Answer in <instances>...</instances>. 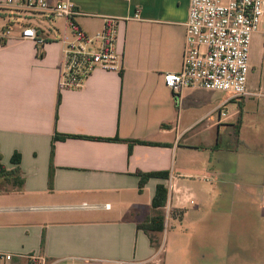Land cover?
<instances>
[{
    "label": "crops",
    "instance_id": "1",
    "mask_svg": "<svg viewBox=\"0 0 264 264\" xmlns=\"http://www.w3.org/2000/svg\"><path fill=\"white\" fill-rule=\"evenodd\" d=\"M6 1L0 153L8 171L20 169L0 185V251L14 255L8 264L42 263L32 257L46 264H171L165 230L139 228L156 214L161 184L169 189V212L159 211L188 220L187 264H264V84L248 83L246 96L202 87L174 96L163 74L182 68L189 0H48L72 3L75 22L90 35L106 18L118 22L120 70L97 68L73 89L59 86L67 20L57 34L41 25L57 16L31 15L21 0ZM28 26L43 42L20 38ZM8 29L12 35L3 36ZM252 44L264 66V17ZM56 133L72 137L54 144L50 189ZM116 137L153 144L130 152L126 142L93 139ZM16 153L20 164L12 162ZM139 172L169 176L151 178L140 192ZM212 236L238 237L235 255L213 251ZM239 237H249L248 245Z\"/></svg>",
    "mask_w": 264,
    "mask_h": 264
},
{
    "label": "built area",
    "instance_id": "2",
    "mask_svg": "<svg viewBox=\"0 0 264 264\" xmlns=\"http://www.w3.org/2000/svg\"><path fill=\"white\" fill-rule=\"evenodd\" d=\"M13 2L7 0L6 4ZM21 4L28 11L63 17L68 22L70 33L60 40L63 48L61 89L82 87L97 68L120 70L122 56L116 51L117 19L106 18L103 30L90 35L75 22L79 11L68 1L51 5L48 0H21ZM263 17L264 0H189L182 68L163 74L165 85L179 100L182 92L191 87L249 95L251 44ZM11 35L9 29L3 33L5 37ZM20 38L38 40L37 30L25 27ZM220 116H226V112L220 111ZM13 258L14 255L0 251V264H8ZM32 258L46 264L42 258Z\"/></svg>",
    "mask_w": 264,
    "mask_h": 264
},
{
    "label": "rangeland",
    "instance_id": "3",
    "mask_svg": "<svg viewBox=\"0 0 264 264\" xmlns=\"http://www.w3.org/2000/svg\"><path fill=\"white\" fill-rule=\"evenodd\" d=\"M31 14V11H27ZM8 13V10L0 9V32L5 30V27L10 25L8 24L10 21L9 17H4ZM36 14V13H34ZM32 15V14H31ZM24 16V15H23ZM27 16V14L25 15ZM22 23H26L23 21ZM41 25L46 29L54 30L57 34L60 33L61 35L64 34L65 31V19L62 17H56L53 21H46L45 23H41ZM263 60V53L257 45L252 44L251 51H250V71L248 74V83L253 84H264V66L261 65ZM208 155H201L199 156L200 160L205 159ZM201 187V183L196 184V186ZM230 205H218L217 203L212 205V208H223L224 210H229ZM191 207V206H190ZM231 210H234V206L231 207ZM187 223L188 220L180 219L179 217H173L169 214L166 218V225L165 231L161 238L162 241L165 242V246L167 251L169 252L171 258V264H187V255H186V246H187ZM210 238L211 247L214 250H219L220 253H223V249L228 250V256H234V248L235 242L238 241V237L235 236H224V237H217L212 236ZM244 241L242 246H247L249 243V237H239ZM232 250V252H230ZM177 256L174 257L173 254ZM248 253V252H247ZM257 254V252H249V254ZM213 260V259H212Z\"/></svg>",
    "mask_w": 264,
    "mask_h": 264
},
{
    "label": "trees",
    "instance_id": "4",
    "mask_svg": "<svg viewBox=\"0 0 264 264\" xmlns=\"http://www.w3.org/2000/svg\"><path fill=\"white\" fill-rule=\"evenodd\" d=\"M42 56V55H41ZM72 137L70 135H62L59 133H56L53 138V144H52V151H51V174L49 178V187L50 189H53V180H54V170H53V164H52V158L54 155V144L57 140L66 139ZM96 140H105V141H123L128 143L129 151L131 152L133 147L138 144H153L152 142L143 141V140H129V139H121V138H110V139H103V138H93ZM12 162L15 164H20L21 162V156L20 154L16 153L12 159ZM20 173V169L16 168L12 171H8L5 166L2 164V155L0 153V185L5 186V184L8 181H11L14 176L18 175ZM140 176V184H139V191L142 192L145 188L146 184L151 178L157 177V178H168L169 173L167 172H139ZM15 179V178H14ZM23 183H20V186H22ZM169 199V189L161 184L158 185L156 188L155 196L152 201V207L156 211V214L151 217L148 221L143 223L142 225H139L140 229H143L148 234L150 232H163L165 230L166 225V215L165 213L159 211V209L165 208L167 206ZM42 245H45V237H43ZM30 264V262H29Z\"/></svg>",
    "mask_w": 264,
    "mask_h": 264
}]
</instances>
